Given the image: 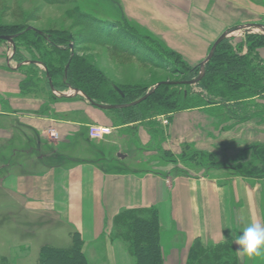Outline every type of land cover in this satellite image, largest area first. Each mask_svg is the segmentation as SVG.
Here are the masks:
<instances>
[{
    "label": "crops",
    "instance_id": "crops-1",
    "mask_svg": "<svg viewBox=\"0 0 264 264\" xmlns=\"http://www.w3.org/2000/svg\"><path fill=\"white\" fill-rule=\"evenodd\" d=\"M115 2L126 21L180 53L205 54L210 41L216 40L225 27L217 22L221 16L217 8H222L224 0ZM6 50L0 46V209L30 215L49 213L62 224H69L81 232L89 264L92 260L94 264H136L128 243L113 232L116 217L124 210L142 209L148 217L149 210L157 209L164 264H186L196 239L206 245L218 244L242 234L249 223L264 224V175H242L235 170L242 153H252L251 147L256 145L264 146L263 113L256 110L243 114L245 118L230 115L229 108L237 109L235 101L173 113L164 127V147L170 152L194 148L217 159L221 167L200 175L163 174L155 165L159 159L151 161L150 169L132 153L119 156L133 143H150V134L155 133L152 127L149 134L143 122L115 124L116 110L122 108H100L84 93L50 98L48 93L23 91L22 63L13 65ZM184 57L191 67L189 60L193 59ZM197 61L201 65L203 59ZM262 99L256 95L244 101L256 109L254 105ZM92 125L109 126L112 133L92 138ZM137 125L132 138L129 133L135 129L129 128ZM121 128L126 131L117 135ZM50 129H56L61 143L67 145L60 149L55 143V150L52 148L46 157L40 148L44 139L51 140ZM101 139L108 142L104 150L119 148L116 153L125 164L83 157L90 155V145ZM29 164L40 167L31 169ZM99 246L101 255L94 250ZM17 254L15 258L24 264L27 254Z\"/></svg>",
    "mask_w": 264,
    "mask_h": 264
},
{
    "label": "rangeland",
    "instance_id": "rangeland-1",
    "mask_svg": "<svg viewBox=\"0 0 264 264\" xmlns=\"http://www.w3.org/2000/svg\"><path fill=\"white\" fill-rule=\"evenodd\" d=\"M222 8H224V14L217 19V22L225 24L224 31L234 27L232 25L236 23L264 24V0H224ZM25 27L28 29L32 27L37 33L25 34L17 40L14 38V42L2 39L0 40V46L7 49L5 53L11 57H9L10 59H13L15 44L18 45L19 50V56L16 59L20 58V54L24 56L22 62L15 59L12 62L16 66H20L22 63L20 71L25 76L23 78L24 82L21 81L20 83L21 89L38 94L48 93L50 98L56 97L53 88L59 92L74 95H76L78 89L87 96L89 95L81 88L72 86L69 83L70 80H68L66 71L63 72L67 62L63 59V57H66V52L63 53L66 46L63 40L52 38V43H50L37 35L39 31L46 34L53 32L54 35L63 38L71 36L73 41H71V48L68 53L72 56L75 55L76 58L86 59L90 63L87 66L88 68L83 71L84 75L101 76L108 81L110 86H114L118 90L119 86L128 89L134 85L145 87L146 89L138 96H141L144 92L147 93L159 81L194 80L199 78L202 73L204 75L206 69L211 70L214 67L221 72V64L241 61L242 58L239 57H245L250 67L255 69L253 77L264 87V39L253 35V33H263L261 28H259L260 32L257 29L247 32L239 30L226 37L229 39L219 46L214 60L210 59L206 67H203L196 64L197 60L203 59L204 61L208 57L216 41L215 39L213 42L210 41L209 49L205 54L201 55L199 51L184 53L174 51L180 55L178 58L163 43L152 36L144 34L142 30L126 21L115 0H76L74 2L69 0H0V34L8 35L23 30ZM193 46L196 47V44ZM50 51L54 53H50ZM184 55L187 56L188 60L193 59V62L189 60L193 64L191 67L187 65L188 62ZM44 61H47L48 64ZM188 67L192 69L198 67V69L194 74H190ZM200 79L197 83L189 84V86H185L186 84H173L162 87L160 85L158 87L160 88L159 92L163 91L168 95L181 92L184 97L193 99L201 97L199 94L203 93L212 100L221 102V98L209 95L208 89L198 84ZM243 80V76H239V81ZM78 81L77 84L82 85V80L79 79ZM134 98L124 100L122 103L114 102L116 104L131 103ZM258 103L256 105H260V109L263 108L264 99ZM243 104L244 107H239L238 104L237 109L234 111L229 108V114H236L245 118L258 109V106L253 109L252 105L245 101ZM243 114L247 115L244 116ZM150 115H154L153 118L143 121L149 134L151 133L149 128L151 129L155 125L153 123H158L157 127L166 128L168 123H165L164 119H167V116L157 113H151ZM123 117L122 114L119 119V116L116 115L113 122L119 124L129 121ZM107 123L109 124V122ZM149 125L150 127H148ZM126 128L118 129L117 135H122V131L125 132ZM137 128L138 125L129 128L131 130L135 129V131H130L131 137L134 136L132 133H137ZM151 134L150 143L144 146H141V141L133 143L130 150L126 149L121 153L126 154V156L132 153L135 160H141L142 166L150 169L153 168L151 161L156 162L159 159L160 161L155 164L159 165V169H157L163 174H171L172 176L206 174L212 169L221 167V163L217 159L194 148L184 147L181 151L170 152V149H166L163 144L166 141L165 132L161 133L160 136L154 132ZM17 137L22 140V135L17 134ZM50 139H44L40 148V151L43 152L42 155L45 154L49 157L52 148L55 150L53 146L55 143L59 144L60 149L62 147L66 148L67 144L61 143V137ZM95 141L96 144L90 145V155L88 153L83 157L95 158L96 160L115 159L125 164V160L120 159L118 153H116L119 148L114 149L111 147L104 150L108 142L103 139ZM134 142H137L136 139ZM157 143L159 146H157ZM34 157L39 160V156ZM38 160L35 159V161ZM130 165L127 164V166ZM28 166L31 169L40 167L39 164H29ZM237 166H243L247 170L261 168V164L253 158L252 153L243 154V159L241 158V161L236 163ZM10 212L11 210L6 207L0 209V243L6 244H4L5 248L3 244H0V264H21L19 258H15L17 253V255L22 256H24L23 253L27 254L23 260L24 264H38L39 250L43 244L48 243L57 246L71 244L72 227L69 224H62L56 216L49 213H32L30 215L15 211L11 215ZM41 217L43 219H40ZM28 224L33 225V227L29 229ZM116 225L117 221L115 220L114 236H117L115 233ZM28 232H32L31 235L34 237L30 236ZM16 245L19 247H15ZM234 247L235 255L232 254L231 258H236L235 264H264V253L249 259L238 253L235 243ZM94 250L101 255L102 248L100 246ZM226 258L228 256L220 258L219 262L221 263ZM91 263L94 264V261L92 260Z\"/></svg>",
    "mask_w": 264,
    "mask_h": 264
},
{
    "label": "trees",
    "instance_id": "trees-1",
    "mask_svg": "<svg viewBox=\"0 0 264 264\" xmlns=\"http://www.w3.org/2000/svg\"><path fill=\"white\" fill-rule=\"evenodd\" d=\"M69 1L74 2L76 0ZM31 32L37 33L35 30L25 27L23 30L21 29L10 34L18 33V36L15 37V40H17V38ZM37 35L41 36L50 43H52V38L54 40H63V42L66 44L63 51V53L66 52V57H63V59L67 61L63 72L66 70L67 64L69 63L67 69V77L68 80H70L69 83L72 86H76L84 90L98 103L116 104L114 101L122 103V101L132 99L134 97L135 98L132 101H135L146 94V92H144L141 96H138L144 91V89H146L140 85H134L129 89L119 86L118 90L115 89L114 86H110L108 81L101 76L84 75L83 71L88 68L87 66H89L90 63L86 59L76 58L75 55L72 56L68 53L69 49L71 48V41H73L71 36L68 38H63L58 35H54L53 32L47 34L38 32ZM253 35L264 39L263 33H253ZM228 39L229 38H225L221 43H219L211 60H214L215 56L217 55L216 52L219 46H221ZM50 53L54 52L50 51ZM171 53L176 54L178 58L180 56L174 51H171ZM17 56H19V50L18 45L15 44L13 60L15 59L19 62H22L24 58L23 54L22 56L20 54V58L18 57V59H16ZM239 58H242V60L238 62L233 61L230 64H221V72L217 71L216 67L212 68L211 70H209V68L206 69L198 84H201V86L204 88L206 87L208 89L209 95L221 98V102L235 101L237 104H239V107H244L243 103L247 98H251L256 95H260L264 98V87L261 86L257 79L253 77V72L255 69L250 67L245 57ZM44 63L48 64L47 61H44ZM188 69L190 70V74H194L198 67L194 69L188 67ZM239 76H243L244 80L239 81ZM79 79L80 81L82 80V85L77 84ZM165 85L173 84H162L161 86L163 87ZM185 86H189V84H186ZM159 90L160 88L156 89L149 97L135 105L116 110V115L119 116L120 119L121 115L123 114V118L129 120L127 122L124 121L123 123L143 122L145 120H149L154 116L150 115L151 113L167 116V119L170 121L171 115L177 111L189 108L205 107L209 104H216L219 102L212 100L206 95H203V93L199 94L201 97L193 99L184 97L181 92H174L168 95L163 93V91L159 92ZM257 106L258 105H256V107ZM259 106L257 111H259L262 115V113L264 114V108L260 109ZM153 124L155 125L152 128L157 135L160 136L161 133L163 134V132H165L164 128L156 126L158 123ZM251 148L253 158L261 164V168L254 169V171L253 169L247 170L243 166H237L235 170L237 173L242 175H264V146L256 145ZM57 156H59V158L61 157V155ZM240 156L243 159V153ZM149 211L150 215L148 217H144L145 211L142 209L122 211L116 217L117 225L115 227V233L118 237L123 238L128 243L129 251L136 258V264H164V254L160 242V220L158 211L156 208H152ZM10 213L12 215L14 212ZM40 219L43 218L41 217ZM28 225L26 226L28 227ZM31 227H33V225H29L28 228L31 229ZM29 234L30 236L34 237L31 235L32 232ZM5 245L3 246L4 248ZM234 249V237L218 244L209 245L204 244V242H202L200 239H196L190 248L186 264H235L236 258H231L232 254L235 255ZM224 256H228V258L224 259L220 263V258ZM38 264H89V260L84 251V239L81 235V232L77 229H72L71 244L67 246H57L48 243L43 244L39 250Z\"/></svg>",
    "mask_w": 264,
    "mask_h": 264
},
{
    "label": "water",
    "instance_id": "water-1",
    "mask_svg": "<svg viewBox=\"0 0 264 264\" xmlns=\"http://www.w3.org/2000/svg\"><path fill=\"white\" fill-rule=\"evenodd\" d=\"M259 28L262 29V32L264 33V24H260V23H255V24H243V25H238V26H234V27H231L229 29H227L226 31H224L220 37L215 41L208 57L202 61L201 63V66L203 67H206V64L207 62L212 58L217 46L219 45V43H221L226 37H229L231 36L232 34H234L235 31H253L255 29H257V31L260 32ZM29 29H32V27H29ZM39 33H42L41 31H39ZM18 36V34H13V35H4V34H0V39H3V40H6V41H10V42H14V38ZM15 49V48H14ZM68 66L66 67V75H67V69H68ZM203 76V73L201 76H199V78L197 79H194V80H183V81H159L157 82L143 97L137 99L136 101H133L131 103H124V104H102V103H98L96 102L94 99H92L91 97L89 96H86L88 98V100L100 107V108H104V109H118V108H125V107H129V106H132V105H135L139 102H141L142 100L146 99L147 97H149L160 85L162 84H194V83H197L198 80ZM53 87V86H52ZM53 92L57 95V96H60V97H63V96H70L71 94H68V93H62V92H59L58 90L54 89L53 88ZM79 93H82L80 90H76V94H79ZM119 156L121 157H124L125 155L122 154V153H119Z\"/></svg>",
    "mask_w": 264,
    "mask_h": 264
},
{
    "label": "clouds",
    "instance_id": "clouds-1",
    "mask_svg": "<svg viewBox=\"0 0 264 264\" xmlns=\"http://www.w3.org/2000/svg\"><path fill=\"white\" fill-rule=\"evenodd\" d=\"M234 243L239 245L238 253L249 259L264 253V224L249 223L243 228L242 234L234 237Z\"/></svg>",
    "mask_w": 264,
    "mask_h": 264
},
{
    "label": "built area",
    "instance_id": "built-area-1",
    "mask_svg": "<svg viewBox=\"0 0 264 264\" xmlns=\"http://www.w3.org/2000/svg\"><path fill=\"white\" fill-rule=\"evenodd\" d=\"M165 123H168L167 119H164ZM112 133V128L109 126H102V125H92L89 129V135L92 138H103L106 135ZM49 135L51 138H59V132L56 129H50Z\"/></svg>",
    "mask_w": 264,
    "mask_h": 264
},
{
    "label": "bare ground",
    "instance_id": "bare-ground-1",
    "mask_svg": "<svg viewBox=\"0 0 264 264\" xmlns=\"http://www.w3.org/2000/svg\"><path fill=\"white\" fill-rule=\"evenodd\" d=\"M239 1H241V0H239ZM217 14H218V15H222V14H224V8H220V7H218V8H217ZM219 37H220V36H219ZM219 37H218V38H219ZM218 38H217V39H218ZM217 39H216V40H217Z\"/></svg>",
    "mask_w": 264,
    "mask_h": 264
}]
</instances>
